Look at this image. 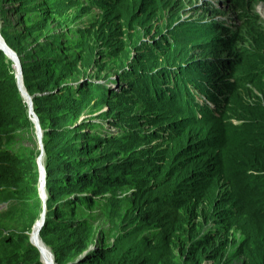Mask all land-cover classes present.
<instances>
[{"label": "trees", "instance_id": "1", "mask_svg": "<svg viewBox=\"0 0 264 264\" xmlns=\"http://www.w3.org/2000/svg\"><path fill=\"white\" fill-rule=\"evenodd\" d=\"M248 1L231 0V5L239 14L241 29H245L248 35L246 40L225 31L218 35L200 33L196 36L198 30H195V26L190 27L191 33L186 37L190 41L198 37L210 39L201 44L203 46L216 45L211 49L214 59L202 60L203 63H216L215 58L223 55L231 57L223 67L216 68L222 72L210 70L206 74L217 83L203 85V78H189L191 82H198V87L206 91L210 99L219 102L218 106L224 102V93L229 102L226 111L219 117L217 113L220 107L219 111L207 109L216 117L208 116L206 118H211L193 124L196 133L208 135L197 138L196 142L180 151V155L192 153L193 159L185 169L182 167L179 170V176H183L176 181H172L169 171L171 162L164 163L157 155L109 161L111 154L104 152V149L130 137L129 132L134 125L124 127L125 134L118 139L103 135V121L110 119L114 126L118 125V121L111 117L78 120L84 111L82 109L90 101L94 100L98 108L102 105H108V109L111 106L121 107L129 100L148 107L152 106L150 102L155 97L161 96V92L167 96L165 103H173L174 99L184 107L181 113H192L193 119L198 120L195 110L186 100L185 106L183 100L189 89L182 72L184 68H173V71H166L165 68L142 69L135 66L134 59L128 67L124 66L118 72L121 82L114 91L103 87L98 81L101 78L91 79L88 75H83L73 84L63 83L69 75L65 70L66 64L57 61V66H52L53 61L46 58L52 50L42 42L37 43L42 30L46 28L48 8L39 7L38 2L30 0L16 5L20 24L24 27V33H20L21 43L17 41L18 38L7 37L13 24L3 20L2 36L20 55L23 85L32 97L33 110L43 130L47 214L39 235L51 247L57 264H203L209 259H212L211 264H264V103L257 97L255 103L249 105L243 100L240 90L237 89L235 94L234 82L231 84L228 80L235 72L253 76L260 70L257 61L264 50V28L257 20L250 19L252 14ZM65 2H61L62 8L77 2L101 8H88L89 13L80 23L91 20L87 23L89 26L70 28L75 34L86 31L70 45L71 48H78V56H81L84 44L90 45L94 41L99 45L98 49H91L94 57L91 59L90 53H85L89 58L86 62H92L101 52L100 39H103L105 55L112 54L118 39V35H114L120 31V24L115 21L111 11L105 9L100 0ZM39 13H44L46 19L32 22V17ZM101 29H107L104 36L100 35ZM183 32L187 30H173V33L168 30L167 34L162 35L164 39L159 36L157 40L142 42L144 52L138 63L153 61L159 48L174 42ZM217 40L221 41L215 43ZM228 40H233L235 44L230 47L226 42ZM241 41L246 44L242 45ZM51 44L56 45L57 42L52 40ZM78 56L71 62L72 72L77 70L78 61L83 59ZM50 69L51 76L48 75ZM58 84L60 86L55 90L53 86ZM157 84L156 89L151 86ZM262 92L264 97V90ZM168 93L175 95L169 97ZM238 105L245 112H238ZM204 113L200 112L202 117ZM230 117L238 119L240 125L232 124ZM193 119L180 118L162 129L183 125L185 121L191 123ZM146 122L149 123V120ZM31 128L26 104L15 82L12 62L0 50V200H8L7 210L29 217L28 224L21 230L32 225L40 210L36 152L20 144L25 134L26 139L34 143ZM156 130L159 132L161 129ZM207 143L210 146L207 150H197ZM190 165L192 167L188 169ZM215 178L221 180L215 184L218 191L213 197L210 215L207 213L200 218L205 221L208 217L215 231L204 239L197 238L196 231L201 234L203 224L197 222L196 230L191 226L198 216L195 211L198 204L193 200V192H200L209 181H216ZM228 184L229 188H224ZM123 185L130 191L121 196L116 193V188ZM91 208H95V211H90ZM99 215L107 218L108 230L113 231L110 236L112 241L105 243L99 237L102 242L90 243L94 248L82 259L73 262L89 245L78 237L77 231L86 230L92 224L89 218ZM231 227L239 232L240 237H225L211 248L218 232L228 231ZM175 247L183 254L184 260L180 263L173 253ZM38 259V251L29 244L24 231L10 232L5 236L0 230V261L3 264H41Z\"/></svg>", "mask_w": 264, "mask_h": 264}, {"label": "rangeland", "instance_id": "2", "mask_svg": "<svg viewBox=\"0 0 264 264\" xmlns=\"http://www.w3.org/2000/svg\"><path fill=\"white\" fill-rule=\"evenodd\" d=\"M24 1L0 0V37L5 44V47H3L2 43H0V46L3 47L5 51L9 49L11 52L10 53L8 50L10 53L9 55L8 53L6 54L3 50H1L6 58L12 62L15 82L23 101L26 103L27 114L32 123L31 129L34 135V143L28 141V139H26L27 135L25 134L20 140V144L22 143L24 146L35 150L38 176L40 179V186L42 187V170H40V168L42 169L44 156L40 158L41 148L36 125L33 121V116L29 114L27 97L24 96L23 92L20 90V84L24 88L23 79L18 81V78L16 77L19 69H21L22 77L20 55L8 45L5 37H3L1 33L3 28V20H8L11 24H13V26L11 30H9L10 34L7 37L18 38L17 41L21 43V41H19V39H21L20 33H24V27L20 24L21 18L16 5L23 3ZM65 1L66 0H30V2H38L39 7L48 8L49 10L47 19L45 18L44 13H39V15L33 16L31 21L33 22L35 19L37 21L46 19V28L44 31L42 30L37 43L42 42L45 46L52 50V53L46 57L47 59L53 61L52 66L56 67L57 64L55 63L57 61H61L63 64H66L65 70L68 71L69 75L63 80V83L72 82L73 84L76 80L83 78V75H88L91 79L101 78L99 83L103 85V87L114 91L116 87L120 86V84L117 83L121 82L120 79H115L114 76L120 72L122 67H128V65L134 59L136 60L135 66L138 68L157 69L162 65L172 66L173 68L184 67L183 73L185 78H203V81L206 84L210 82L217 83V80L212 79V77L209 79L206 74H208L210 70H213L217 73L222 72V70H216V68L223 67L225 61L228 59L222 60L221 64H217V61L216 63H212L210 61L203 63L200 61L201 59L214 54L211 49L216 45H201L210 41V39H203L202 37H196V40H187V35L191 33L190 27L195 26V30H198L195 32L196 36L200 33L208 36L218 35L222 31H225L229 35L235 37L242 36L244 40H246L248 36L245 29H241L242 23L239 21V14L237 10L231 5V0H100V2L105 6V9L111 11L113 16H115V21L120 24V31L114 35L115 37L118 35V39L117 44L114 45L112 54L106 53L105 55L106 51L102 50L103 39H100L99 44L101 52L98 53V56L95 57L92 62H86V60H89L85 54L86 51L90 53V57L92 59L94 56L91 52V49H98L99 45L94 41H91L90 45L84 44V48L81 51L82 54L81 56H78L80 52L78 48H71L70 45L79 34H84L86 31L82 30L81 32L75 34L70 28L76 27L77 25L89 26L87 23H89L91 20H84L83 24L80 23V21L84 19V17L89 13L88 8H91L92 10H101V8L87 4L85 2L81 4L77 2L74 5L62 8L61 2L66 3ZM248 4L249 8L251 9L250 14H252V16L250 15V19L257 20L258 23H260V25L264 28V0H250L248 1ZM179 29L187 30V32H183L181 36L177 39H174V42L171 44H166L159 48L158 54L155 56L153 61L148 63L143 61L141 64L138 63L144 52L142 42L157 40L159 39V36H161V38L163 37L162 34L165 31L169 30L171 33H173V30L176 31ZM106 30L107 29H101L99 31L100 35L104 36L107 32ZM52 40H55L57 44H51ZM218 41L221 40H217L215 43ZM226 42L230 47L235 44L233 43V40H228ZM241 44L245 45L246 43L241 41ZM107 50H109V48ZM262 52L263 54L260 60L257 61L260 67V70L258 71L260 72L258 73V76L260 77H256L255 74L250 76L244 72H235L228 78V80L231 81V84L234 82L235 94L238 90H240L243 100H245L249 105L254 104L257 97L260 98L261 101L263 100L264 103L262 92V90H264V83H262L264 77V50ZM75 56L81 57L83 59L78 61L77 70L72 72L73 65L71 62H73V58H75ZM51 69L48 73L49 76L52 75ZM103 76L108 77V79H104ZM228 80L227 86H229ZM59 86L60 84L53 86V88L55 87L54 89L57 90ZM175 88L176 87L173 89ZM163 95L164 92H161V96L155 97L154 101L150 102L152 106L148 107H142L137 103H133L131 100L121 107L111 106L110 109H108V105H103L104 108L102 110H105V108L107 109L105 114H96L98 110L97 103L94 100L90 102L88 101L89 103H87V105L82 109V111L84 110L82 116L83 119H88V121L100 117L103 118V116L104 118L111 117L115 119L114 121H118L117 126H114V123L111 122V120L103 121L102 123L104 124L107 133L103 134L102 131L99 132L105 136H108L111 133L110 136L116 137L118 139H121L125 134L124 128H120L121 126L128 127L129 125H134V128H132V130L129 132L130 137L119 140L115 145L104 149V152L111 154L109 161L114 162L118 160H124L127 157H141L144 159V157L147 156L150 158V156L157 155L160 156L161 161H164V163L166 161L167 163L171 162L169 171H171L170 174L172 181H176L183 176H179V170L182 167L185 169L187 163L193 159L191 158L192 153L186 152L180 155V151L185 149V147H188L190 143L196 142L197 138H205L208 135V133H202L201 135L196 133L197 129L192 127L193 124L208 120L211 117H206L212 116V113L210 115H204L203 118L198 120H194V115L192 113H181L184 110V107L179 102L174 100L173 103H165L167 101ZM223 95L226 97H224V102L222 106H220V112L217 113V117L226 111L228 106V96L226 93ZM230 95H233V93H230ZM206 97L208 100L212 101V99H210L207 95ZM191 100L193 101V99ZM159 101H161L163 104L159 103ZM219 101L222 102V100ZM192 103L194 104V101L191 102V105ZM166 106L167 108H165ZM238 112H245L241 105H238ZM138 117H141V119ZM180 118L193 120L191 123L185 121L183 122V125L177 124L162 129V127L171 125L173 121ZM145 119H152L151 123H145ZM229 119L232 124L238 125L237 122H233V120L236 118L230 117ZM37 120L39 123L38 116ZM156 129H161L159 130L160 133ZM167 131H169V134H166ZM208 147L210 146L207 143L206 145L203 144L201 147L196 149L200 150L201 148V150H203L205 148V150H207ZM180 161L183 162L178 164ZM164 167L165 170H167V167ZM191 167L192 165H190L188 169ZM204 169L208 168L204 167ZM187 174L190 175V172ZM197 178L204 181V179L200 176H197ZM235 179H233V181H235ZM215 180L216 181L214 182L209 181L200 192H193V200H195L198 204L195 208L198 216L191 225L195 228V230L197 222L199 224L202 223L203 225H201V227L205 228L206 230L210 228L208 217L205 221L201 220L200 218L202 215H206L207 213L210 215V210L213 206L212 200L218 191L217 185L215 184H218L221 179L215 178ZM224 188H229V184L224 186ZM125 192L128 193V188L125 185L116 188V193L119 195ZM41 193L42 189L39 192V200L42 207L43 199ZM6 201L8 200H0V229H2L4 233H7L8 231H24L26 233L25 235L28 242H31L32 225L29 228L21 230L22 227L28 224L29 217L26 214L15 213L14 211L7 210L6 207L8 203ZM90 211H95V208H91ZM182 212H184V209H182ZM89 221L92 224L86 230L80 229L77 231L78 237L83 238L87 244L93 243L94 241L102 242L100 238H102L105 243L110 242V236L113 234V231L108 230L107 218L99 215L96 218H89ZM196 235L198 238L199 234L197 231ZM217 235L218 236L216 240H213L211 244V248L219 244L220 240L224 239L225 237H240L239 232L236 231L234 227H231L228 231L220 230ZM38 238L47 249L51 248L45 243L39 234ZM34 243L39 249H41L43 253H45L46 260H49L50 262V259L52 258L53 263H55L53 257L50 258V255L52 256L51 251L48 253V250L43 246L42 243ZM179 251L180 250L178 247H175L173 253L176 257V261L180 263L184 259L183 254H181ZM210 260L212 261V259L205 260L203 264H211L212 262ZM0 264L3 263L0 261Z\"/></svg>", "mask_w": 264, "mask_h": 264}, {"label": "clouds", "instance_id": "3", "mask_svg": "<svg viewBox=\"0 0 264 264\" xmlns=\"http://www.w3.org/2000/svg\"><path fill=\"white\" fill-rule=\"evenodd\" d=\"M108 1H111V0H108ZM167 32H168V30L167 31H165L163 34H167ZM162 34V35H163ZM145 40H147V39H145ZM214 59V57L213 56H209V57H206V58H204V59H201L200 61H202V60H206V59ZM226 60V59H231V57L230 56H226V55H223V56H219V57H217V58H215V60H217V62H221L222 60ZM13 67V66H12ZM159 68H165V70L166 71H173V67L172 66H168V65H162L161 67H159ZM175 68V67H174ZM182 68H184V67H182ZM178 69V68H177ZM184 70V69H183ZM183 70H182V72H183ZM258 73H260V72H257V73H255V76L256 77H260V76H258ZM114 78L115 79H117L118 78V76L117 75H115L114 76ZM263 80H264V77H263ZM98 81H100V80H98ZM186 81H187V85H188V87H189V89L185 92V94H184V97H185V99H183L184 100V102H185V106H187L186 105V101H187V103L192 107V109L193 110H195V112H196V116H197V118L198 119H200V118H203L202 117V115L200 114V109L201 108H207V109H211V110H213V111H219V107L220 106H218L219 105V102H215V101H211V100H208L207 99V97H206V95H207V92L206 91H203V90H201L199 87H198V85L200 86V84L198 83V82H191V81H189V77L188 78H186ZM118 84V83H117ZM202 84L203 85H205V82H202ZM159 84H157V85H151L153 88H157V86H158ZM192 85H194V86H192ZM116 87V86H115ZM175 87H177V86H175ZM202 88H204V86H201ZM116 88H119V87H116ZM169 94V97H173L174 95H175V93H168ZM206 94V95H205ZM21 95V94H20ZM164 96V98H165V100H167V96H166V94L165 95H163ZM208 96V95H207ZM176 97V96H175ZM200 98H201V101H200ZM191 99H193V101H194V104L192 103V105H191V102H193ZM221 99H223V97H221ZM186 100V101H185ZM173 101H174V99H173ZM172 101V102H173ZM161 102V101H160ZM26 104V103H25ZM163 104V103H162ZM181 104V103H180ZM182 105V104H181ZM104 107H103V105L102 106H100L99 108H98V110H97V112H96V114H100V113H103V112H105V111H107V109L105 108V110H102ZM171 108V107H170ZM212 112V111H211ZM35 113V112H34ZM213 113V112H212ZM36 115V114H35ZM27 116H28V114H27ZM36 117H37V115H36ZM29 118V117H28ZM83 118V116L81 115L80 117H79V120L78 121H80V119H82ZM96 119H98V118H96ZM96 119H94V120H96ZM113 119V118H112ZM30 120V119H29ZM108 120H110V119H108ZM146 120H149V123H151V120L152 119H145L144 121H145V123H148V122H146ZM233 122H237V124L238 125H240V121H238V120H236V119H234L233 120ZM154 123V122H153ZM39 124V123H38ZM109 125V124H108ZM39 127H40V124H39ZM112 127H114V126H112ZM120 128H124L123 126H121ZM104 133H107V130H106V128H105V126H104ZM40 130H41V144L42 145H40V148H41V153H40V158L41 157H43L44 156V147H43V142H42V135H43V130H42V128L40 127ZM111 135V133L108 135V136H110ZM148 138V137H147ZM40 142V141H39ZM35 162H36V158H35ZM36 167H37V164H36ZM42 171H43V183H42V187L40 186V179H39V176L37 177V193H38V197H39V192L41 191V189H42V193H41V195H42V199H43V205H42V207H41V204H40V210H39V212H38V214H37V217H36V219H35V221L32 223V227H31V242H29V244L30 245H32L37 251H38V254H39V262L41 263V264H47L46 262V256H45V253H43L42 251H41V249H39L38 247H37V245L33 242V240H32V232H33V230L34 229H38L37 228V226L35 225V223L36 222H39L40 221V219H41V215L43 214V224H42V226H41V228L39 229V231H37L36 233H37V236H38V234H39V232L41 231V229H42V227L44 226V224H45V219H46V214H47V206H46V200H47V193H46V190H45V178H46V174H45V161H44V163H43V166H42ZM37 173H38V170H37ZM129 191L130 190H128V193H129ZM128 193H123V194H121V196H123V195H126V194H128ZM107 195V194H106ZM1 231H2V234L3 235H8V233H10L11 231H8L7 233H4V231L2 230V229H0ZM204 231V232H203ZM213 231H215V228L213 227V225L210 223V228L209 229H205V228H202V232H201V234L198 232V234H199V236H198V238H202V239H204L208 234H210V233H212ZM13 232H15V233H19V232H16V231H13ZM24 234H26L25 232H24ZM40 236V235H39ZM110 241H112V238H110ZM94 248V246L92 245V244H89L81 253H79L76 257H75V259L73 260V262H77L78 260H80V259H82L90 250H92ZM49 251H51L52 252V256L50 255V258L51 257H53V259H54V262L55 263H53V261H52V258L50 259V264H57L56 263V261H55V257H54V254H53V251L51 250V248L50 249H48V253H49ZM86 251V252H85ZM83 252H85L83 255H82V257H80V258H78V256L79 255H81ZM71 262H68V263H66V264H70ZM204 263V262H203Z\"/></svg>", "mask_w": 264, "mask_h": 264}, {"label": "water", "instance_id": "4", "mask_svg": "<svg viewBox=\"0 0 264 264\" xmlns=\"http://www.w3.org/2000/svg\"><path fill=\"white\" fill-rule=\"evenodd\" d=\"M4 43V42H3ZM0 50H3L5 53H6V51L0 46ZM208 59V58H207ZM17 78H18V81L20 80H22V77H21V69H19V71H18V74H17V76H16ZM16 78V79H17ZM20 90L23 92V94H24V96H26L27 97V102H28V106H29V114L31 115V116H33V121H34V123H35V125H36V129H37V133H38V137H39V143H40V145H42L41 144V130H40V127H39V124H38V120H37V117H36V115H35V113H34V110H33V105H32V97L28 94V92L26 91V89H25V87L23 88L22 87V85L20 84ZM19 90V89H18ZM25 90V91H24ZM43 214L41 215V219H40V221L39 222H36L35 223V225L37 226V230H36V232L37 231H39V229L41 228V226H42V224H43ZM86 252V251H85ZM85 252H83L81 255H79L78 256V258H80V257H82V255L85 253Z\"/></svg>", "mask_w": 264, "mask_h": 264}, {"label": "bare ground", "instance_id": "5", "mask_svg": "<svg viewBox=\"0 0 264 264\" xmlns=\"http://www.w3.org/2000/svg\"><path fill=\"white\" fill-rule=\"evenodd\" d=\"M0 43H2V44H3V47H5V46H4L5 44L3 43L1 37H0ZM3 47H2V48H3ZM6 48H7V47H6ZM7 49H8V48H7ZM7 49H6V50H7ZM8 50H9V49H8ZM8 50L6 51V54L8 53V54L10 55L11 52H10V50H9V52H10V53H9ZM12 55H13V54H12ZM192 86H194V85H192ZM200 89H201V88H200ZM25 101H26V100H25ZM201 111H202L203 113L205 112V113H204L205 115H210V112H209V110H207V108H201V109H200V112H201ZM40 170H42V169L40 168ZM42 183H43V171H42ZM32 238H33V241H34V242H38L39 244L42 243L41 240H40V239L38 238V236H37L36 229H34L33 232H32ZM42 244H43V243H42ZM43 246H44V244H43ZM44 247H45V246H44ZM45 248H46V247H45ZM46 249H47V248H46ZM47 250H48V249H47ZM46 261H47V262H46L47 264H50L49 260H46Z\"/></svg>", "mask_w": 264, "mask_h": 264}]
</instances>
